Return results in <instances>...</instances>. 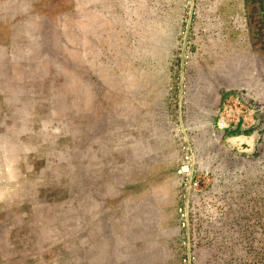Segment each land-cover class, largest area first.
Returning <instances> with one entry per match:
<instances>
[{
    "label": "rangeland",
    "instance_id": "obj_1",
    "mask_svg": "<svg viewBox=\"0 0 264 264\" xmlns=\"http://www.w3.org/2000/svg\"><path fill=\"white\" fill-rule=\"evenodd\" d=\"M236 65L264 102V0H0V130L20 150L0 152V264H264V122L213 105ZM198 107L240 130L226 147L244 160L188 132ZM194 136L209 169L181 170L173 230L137 236L125 183L152 163L126 152L169 148L183 167Z\"/></svg>",
    "mask_w": 264,
    "mask_h": 264
},
{
    "label": "crops",
    "instance_id": "obj_2",
    "mask_svg": "<svg viewBox=\"0 0 264 264\" xmlns=\"http://www.w3.org/2000/svg\"><path fill=\"white\" fill-rule=\"evenodd\" d=\"M200 122L207 123L205 119L200 120ZM13 142H16V128L12 129L8 126L6 129L0 130V152L5 154L6 149L11 148L12 150H17V153L12 152L11 156H20V150L16 149V145ZM148 148L147 146L145 147L142 145V151H140V153L132 150L126 152V154H128L127 161L131 163L130 165H132L133 169H136V172H141L144 161H148L149 163L151 161L152 163L150 173L147 177L143 178L144 180L140 179V181L134 182L132 179L129 180L128 178L125 183L126 187L129 186L130 182L132 184L135 183V188L137 189V185H140L139 189L141 190L140 193H136V190L130 197L128 196L125 199L124 204L126 205V209L128 210L129 206L138 204L145 206V208H141L140 214H134L136 221L138 220L140 222V224L133 230L137 233V236L139 234H151L156 236L161 235L162 231L164 233L165 231L173 230L174 227L172 228V222L173 220H176V209L174 206L178 203V189L181 187L180 182L178 181L180 172L183 170L185 173H191L193 168H196L195 154L192 155L191 151L187 148L184 150L185 147L182 149V156L188 162H185L186 166L183 167H180L181 164L179 162V155H181L180 151L176 153V151H172L169 148L165 149V147L164 150L160 149L157 151L152 148L149 150ZM115 154L116 151L112 149V155L115 156ZM9 155L10 153L8 156ZM190 155L193 156V160ZM175 165H178L177 168L179 167V171H177L178 176L177 174L174 175L173 168H175ZM112 169H114L113 165L109 166V170ZM0 185H2L0 186V190L8 188L4 186V183H1ZM109 188L116 189L113 184L109 185ZM5 200L4 196H0V204H3ZM129 213L130 211H128V214ZM130 230L131 229H128L127 231L125 230V234H128Z\"/></svg>",
    "mask_w": 264,
    "mask_h": 264
},
{
    "label": "flooded vegetation",
    "instance_id": "obj_3",
    "mask_svg": "<svg viewBox=\"0 0 264 264\" xmlns=\"http://www.w3.org/2000/svg\"><path fill=\"white\" fill-rule=\"evenodd\" d=\"M230 61L232 62L233 59H231ZM190 79L191 77H188L189 82H190ZM246 81L247 80L244 79V76L242 77L241 75H238L236 76V78L232 79L231 81H228V83L225 82L223 85H221L218 88V92L216 94L215 100L213 101V105L216 108L221 109L225 105V103L229 100V98H232V97L237 98L240 102H243L250 107L252 106L257 110V114H258L257 122L260 125L262 122H264L261 119V115L264 114V102H262V98H261L263 95L261 94L256 95L255 93H252L251 88L248 86V84H246ZM189 82H187V84ZM182 102L185 105L187 104L185 99L182 100ZM219 131L222 132V129L221 128L219 129L216 126V133H217V140H218V144H217L218 154H222L221 156L223 157L226 155V157H228L229 160L231 158L234 159L235 161L244 160L246 156H241L235 152L228 151L226 147V141L230 137V135L239 134L240 130H236V131L226 130L225 134H222ZM258 132L259 134H261L260 131ZM196 137L197 136H194L193 138L194 140H191L194 144V150L196 153L195 155L196 168L198 171H207L210 165L209 162L214 156L212 154L209 155V152L206 151V144H205L206 141L200 140V138H196ZM223 151H225V153Z\"/></svg>",
    "mask_w": 264,
    "mask_h": 264
},
{
    "label": "water",
    "instance_id": "obj_4",
    "mask_svg": "<svg viewBox=\"0 0 264 264\" xmlns=\"http://www.w3.org/2000/svg\"><path fill=\"white\" fill-rule=\"evenodd\" d=\"M235 65V64H234ZM237 65L231 67V73L232 75L230 76H236L237 72ZM232 79L229 77L226 81H231ZM211 106V105H209ZM212 108V107H211ZM194 111H197L196 116H194L192 113L188 116L191 120H196L193 122V124L187 123L189 125L188 127V132L190 133H197L199 131L203 132V135L206 137L208 135V142L212 144V142L217 141V137H214V134L217 135L216 131V122L218 120V111L212 110L208 107H198L194 109ZM202 114V115H201ZM204 116V119L206 120L207 123H201L200 120H203L202 117ZM197 119H199L197 121ZM193 126V128H192ZM221 132V131H219ZM222 134H225L224 131L221 132ZM210 155V153H209Z\"/></svg>",
    "mask_w": 264,
    "mask_h": 264
},
{
    "label": "built area",
    "instance_id": "obj_5",
    "mask_svg": "<svg viewBox=\"0 0 264 264\" xmlns=\"http://www.w3.org/2000/svg\"><path fill=\"white\" fill-rule=\"evenodd\" d=\"M193 171V170H192ZM198 185H199V183H197V182H195V183H193V184H191V187H198Z\"/></svg>",
    "mask_w": 264,
    "mask_h": 264
}]
</instances>
